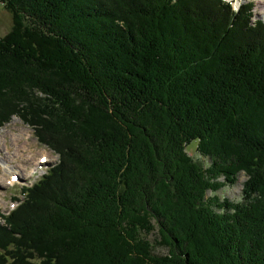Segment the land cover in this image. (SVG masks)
<instances>
[{
    "label": "trees",
    "instance_id": "obj_1",
    "mask_svg": "<svg viewBox=\"0 0 264 264\" xmlns=\"http://www.w3.org/2000/svg\"><path fill=\"white\" fill-rule=\"evenodd\" d=\"M0 5L12 22L0 115L20 114L58 156L0 213V264H264V22L251 1ZM241 173L239 202L207 197Z\"/></svg>",
    "mask_w": 264,
    "mask_h": 264
},
{
    "label": "rangeland",
    "instance_id": "obj_2",
    "mask_svg": "<svg viewBox=\"0 0 264 264\" xmlns=\"http://www.w3.org/2000/svg\"><path fill=\"white\" fill-rule=\"evenodd\" d=\"M247 1H251L254 5L253 16L250 21L260 20L264 22V7L260 4L264 0H234L233 7L236 8L240 3ZM11 26L10 14L0 5V39L10 31ZM0 119L4 121L0 124V213L7 215L17 205L14 199H22L21 188L35 184L50 164L57 163L58 156L52 148L49 149L39 144L33 130L23 121L20 114L0 115ZM45 137L50 145L58 144L52 137L47 135ZM196 146V141L190 142L186 146V153L193 160L207 166L208 158L200 156L196 151ZM41 156L43 157L40 158ZM43 159L46 161L42 164L40 161ZM6 165L12 168L8 172L3 170ZM238 177L233 186L224 187L215 194L207 193V197L215 195L220 200L227 199L230 202H239L245 176L241 173ZM143 236L153 246V241L158 239L155 231ZM153 252L154 255L166 253L165 249L156 246H154Z\"/></svg>",
    "mask_w": 264,
    "mask_h": 264
},
{
    "label": "bare ground",
    "instance_id": "obj_3",
    "mask_svg": "<svg viewBox=\"0 0 264 264\" xmlns=\"http://www.w3.org/2000/svg\"><path fill=\"white\" fill-rule=\"evenodd\" d=\"M225 1H229V0H225ZM231 1H232V0H231ZM232 4H233V1H232ZM260 4L264 7V1H262ZM17 154H18V153H17ZM42 157H43V156H41L40 158H42ZM44 158H45V157H44ZM9 169H12V168L9 167L8 165H6V166L3 167V170H4L5 172H8ZM11 175H13V174H11Z\"/></svg>",
    "mask_w": 264,
    "mask_h": 264
}]
</instances>
